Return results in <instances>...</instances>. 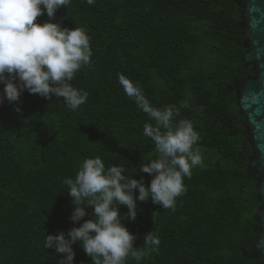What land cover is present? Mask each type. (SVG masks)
<instances>
[{
	"label": "trees",
	"instance_id": "obj_1",
	"mask_svg": "<svg viewBox=\"0 0 264 264\" xmlns=\"http://www.w3.org/2000/svg\"><path fill=\"white\" fill-rule=\"evenodd\" d=\"M245 9L244 0H71L57 10L53 22L91 37L92 65L72 81L89 96L76 111L27 90L17 102L22 115L6 100L0 105V264H57L44 240L83 222L70 220L63 181L75 178L85 158L100 156L150 183L139 171L158 155L143 135L149 118L125 95L118 73L138 82L156 107L187 100L181 118L194 121L205 157L185 178L175 211L149 199L137 203L134 221L122 220L136 247L150 231L161 239L141 264L263 263L256 249L261 174L251 166L258 152L238 108L243 82L258 75L246 60ZM86 211L84 220L92 218ZM73 249L74 264H93L79 242Z\"/></svg>",
	"mask_w": 264,
	"mask_h": 264
},
{
	"label": "clouds",
	"instance_id": "obj_2",
	"mask_svg": "<svg viewBox=\"0 0 264 264\" xmlns=\"http://www.w3.org/2000/svg\"><path fill=\"white\" fill-rule=\"evenodd\" d=\"M85 2L94 5L96 0ZM70 3L71 0H0V105L6 100L22 115L17 102L25 90L45 99L53 95L62 98L72 111L86 103L89 93L74 87L72 81L84 66L92 65L91 37L82 27L69 29L53 22L57 10L68 8ZM45 14L47 21L37 22ZM117 75L125 95L149 118L143 125V135L153 142L158 155L141 164L139 171L152 178L146 185L143 176L136 179L128 175L123 165L106 166L100 156L85 158L75 178L63 181L73 204L70 220L74 225L83 222L66 233L48 234L44 240L46 249L59 254L57 264H74L76 242L93 264H127L129 259L141 264L149 253L159 250L161 239L150 231L143 237V247H136V235L122 220L126 217L134 221L137 203L149 199L163 209L175 211L177 198L187 191L185 178H191L193 170L205 163L198 144L201 135L194 121L181 118V111L189 107L188 101L156 107L138 82L123 73ZM260 98H264V83L259 90L243 92L238 108L248 116L257 133V147L264 153V120L256 119L264 111H251ZM119 205L127 206L128 211L121 214ZM86 206L92 208V218L84 220Z\"/></svg>",
	"mask_w": 264,
	"mask_h": 264
},
{
	"label": "water",
	"instance_id": "obj_3",
	"mask_svg": "<svg viewBox=\"0 0 264 264\" xmlns=\"http://www.w3.org/2000/svg\"><path fill=\"white\" fill-rule=\"evenodd\" d=\"M245 4V19L246 25V38L250 44V49L246 54L247 61L256 62L257 77L247 79L242 84L241 95L248 89L259 90L262 83H264V0H244ZM259 58V59H257ZM257 109L264 111V98H260L252 105L251 111L255 113ZM246 115V113H245ZM247 116V115H246ZM256 119L264 120V115L257 116ZM247 133L251 136L254 148L258 152L256 157L251 162V166L261 174L260 192L262 200L264 201V153L259 151L257 145V133L253 125L249 123L247 116ZM259 218L262 223V228L259 232V239L257 241L256 249L263 257L264 264V206L259 212Z\"/></svg>",
	"mask_w": 264,
	"mask_h": 264
}]
</instances>
